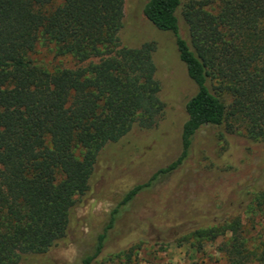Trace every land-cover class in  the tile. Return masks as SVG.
Segmentation results:
<instances>
[{
    "label": "trees",
    "instance_id": "16d2710c",
    "mask_svg": "<svg viewBox=\"0 0 264 264\" xmlns=\"http://www.w3.org/2000/svg\"><path fill=\"white\" fill-rule=\"evenodd\" d=\"M52 2L0 0V264H54L49 254L80 232L72 211L91 190L100 149L133 128L151 129L164 111L156 43L121 42L124 0ZM141 14L170 34L194 86L183 103L179 149L123 191L76 264H104L125 252L109 247V233L139 196L154 212L133 226L138 239L150 230L166 241L171 227L180 233L174 240L227 231L219 249L228 264H246L253 254L238 213H264V158L254 177L230 188L235 201L218 216L212 204L205 215L194 203L170 210L171 183L146 192L161 177L173 182L201 129L218 127L264 145V0H146ZM38 46L70 65L34 62ZM260 247L263 256L264 242Z\"/></svg>",
    "mask_w": 264,
    "mask_h": 264
},
{
    "label": "rangeland",
    "instance_id": "374dc122",
    "mask_svg": "<svg viewBox=\"0 0 264 264\" xmlns=\"http://www.w3.org/2000/svg\"><path fill=\"white\" fill-rule=\"evenodd\" d=\"M59 1L53 0L52 3ZM145 1L124 0L123 18L127 28L121 33V42L128 45L153 39L156 43L152 60L156 66L155 78L160 83V98L164 102L162 117L151 129L133 128L120 143L100 149L93 166L91 190L72 211L74 227L80 224V232L73 230L67 245L49 254L54 264H76L89 250L96 231L105 221V213L123 191L137 180L145 179L156 167L169 162L178 152V130L184 118L183 103L192 94L194 86L177 58L170 34L143 21L141 8ZM31 58L47 69L70 65L68 58L54 57L41 46L36 48ZM133 143L141 150L130 148L129 144L132 146ZM261 158H264L263 144H249L240 136L226 134L218 127L204 128L193 140L185 166L173 182H170V177H161L146 194H155L171 183L170 210L185 209L194 203L197 213L205 215L208 211L206 206L212 204V212L218 216L224 205L235 201L230 188L238 186L241 180L254 177L256 164ZM153 212V206L144 203L141 196L130 204L125 217L109 233V247H123L125 252L104 264H228L225 253L219 249L230 235L227 231L217 230L198 239L188 236L174 240L180 233L171 227L166 241H158V233L150 230L145 232L146 237L138 239L135 224L147 222ZM238 216L247 249L253 254L246 264H264V255L257 251L264 242V213L243 211Z\"/></svg>",
    "mask_w": 264,
    "mask_h": 264
}]
</instances>
